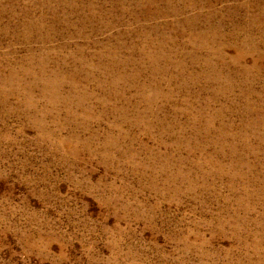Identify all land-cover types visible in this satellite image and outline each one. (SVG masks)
Wrapping results in <instances>:
<instances>
[{
  "label": "rangeland",
  "instance_id": "rangeland-1",
  "mask_svg": "<svg viewBox=\"0 0 264 264\" xmlns=\"http://www.w3.org/2000/svg\"><path fill=\"white\" fill-rule=\"evenodd\" d=\"M0 264H264V0H0Z\"/></svg>",
  "mask_w": 264,
  "mask_h": 264
}]
</instances>
